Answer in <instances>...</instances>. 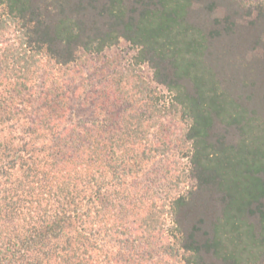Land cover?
I'll list each match as a JSON object with an SVG mask.
<instances>
[{
	"label": "trees",
	"instance_id": "trees-1",
	"mask_svg": "<svg viewBox=\"0 0 264 264\" xmlns=\"http://www.w3.org/2000/svg\"><path fill=\"white\" fill-rule=\"evenodd\" d=\"M221 1L0 0V264H264V118L242 94L264 56L234 63L218 45L249 28L264 44V0L247 24L234 2L196 21ZM121 40L135 52L109 56ZM115 61L129 86L103 72ZM233 65L252 71L236 89ZM89 93L99 116L85 119ZM133 94L183 118L187 190L152 185L170 168L145 174L167 144L124 105Z\"/></svg>",
	"mask_w": 264,
	"mask_h": 264
},
{
	"label": "rangeland",
	"instance_id": "rangeland-1",
	"mask_svg": "<svg viewBox=\"0 0 264 264\" xmlns=\"http://www.w3.org/2000/svg\"><path fill=\"white\" fill-rule=\"evenodd\" d=\"M239 1H242L245 4H238ZM228 2H234L235 6L234 8H236V17H237V21H239L240 23L243 24H247V22L251 21V19L253 18L254 14L260 10V0H223L221 1V4L219 5V8L214 12V13H209V12H204L202 9V5L203 4H199L197 5V9H196V21L199 22L200 24L204 25L207 24L206 20L209 19L211 20L212 17L214 16H221L223 15L225 9H229L228 7H226ZM251 11V12H250ZM250 12V14H249ZM252 13V14H251ZM257 27H260V25H256ZM250 31H247L244 33V42L241 41V43L237 42V36L236 35H230V36H224L222 37L219 42L218 45L224 50L225 54L224 56L226 57V59L234 62V63H241V62H251L256 58H259L261 56H264V44H260V36L259 39L257 41V43L255 44L254 38H251V33H253V28H249ZM242 35V34H241ZM127 50H130L129 54H133L135 52V49L133 48H127V44L121 40L118 45H116L115 47H112L109 51H107V53L109 54V56H115L117 59L121 58L126 52ZM120 60V59H119ZM116 62H113L111 65L106 66L105 69L101 66V64L99 62H96L95 65H89V66H85L84 70H81V72L79 74H75V84L78 81V78L81 77H86L88 78H92V76H94L99 69H97V66L99 68H103V72L104 73H110L113 70L114 72V78L116 83H118L117 81L121 78V84H118L121 87H127L129 86L130 82L128 81V79H131L129 77H127V80H124V73L120 72L121 70L119 69L118 66L116 67ZM239 67V69H238ZM260 65L258 64L257 66L255 65L253 68L254 72L256 74L255 77H257V81L255 83V87H250V91H243L242 94L244 96V98L248 97V105L252 108H255L258 112V115L262 116L264 118V85H261V79L264 81V73L262 72L261 76H260V69H259ZM229 71L233 72L232 74H234V77L236 79L235 84L233 89L236 88H240L241 84V80H246V82H250L251 78V74L252 71L250 69L248 70H244V67H241L240 65H236V66H230V68L228 69ZM97 71V72H96ZM135 74H139L140 75V79H144V80H148L150 81V84L154 87H156L155 91L157 94L159 95H165V97L163 98L164 101H168L169 100V93L160 86L155 84V82H151L152 80V73H151V69L146 65V64H142V66H140L139 68L136 69V71L134 72ZM123 78V79H122ZM125 81V82H124ZM261 85V86H260ZM236 87V88H235ZM118 91L116 88V92L115 95L117 97L118 95ZM86 95V94H85ZM89 98L87 99V104L84 107L85 111L82 114V117L85 119H91L94 117H98L99 115L96 113L97 110L93 107V104L95 103V96L93 97L94 93H89ZM120 96V95H119ZM112 97V96H111ZM136 95L133 94L132 97L127 98L128 100L125 102L124 105L129 106L132 110V112L134 111H145L146 110V114L147 115H152V118H148L149 119H157V123L155 125L154 128H152V133L153 135H156L157 133L159 134V132H162V135L164 136V139L166 141L167 147H166V154L167 157H163L160 159V156H157L156 158H154L150 164H148V166L145 167V174H149L150 175L154 172V174L156 175V177L158 176V172H161V168H163V170L165 169H169L171 170L170 174H174L173 176H168L169 178L167 179V182H170V185H167L164 182H162V184H164V186H157V183L152 181V185L155 186L158 191H160L161 193H165L166 190L172 188V191H185L187 190V188L191 185V179L189 178V173H188V156L186 151L189 148V143L188 142H183V135L186 129V125L183 122V118L179 117L178 113H176V111H171L168 110V108L163 109L161 112L159 113H153L151 114V112H153L152 108L149 107L151 105L148 104L146 105V103L143 100H138L135 101ZM113 99V98H112ZM118 103H122L121 100H117ZM122 105V104H121ZM122 107V106H121ZM119 105L117 106V109L119 110L121 108ZM120 111H122V108L120 109ZM106 111L104 110V112L100 115L101 118L106 116ZM116 119H120V117L118 116ZM147 119V118H146ZM169 155V156H168ZM163 173V172H161ZM154 175V177H155ZM169 180V181H168ZM168 188V189H167Z\"/></svg>",
	"mask_w": 264,
	"mask_h": 264
}]
</instances>
